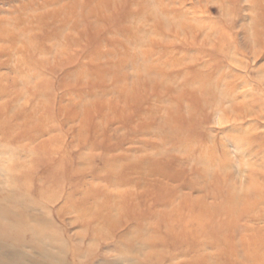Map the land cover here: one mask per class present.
<instances>
[{
    "label": "rangeland",
    "instance_id": "1",
    "mask_svg": "<svg viewBox=\"0 0 264 264\" xmlns=\"http://www.w3.org/2000/svg\"><path fill=\"white\" fill-rule=\"evenodd\" d=\"M114 1L0 0V264H264V0Z\"/></svg>",
    "mask_w": 264,
    "mask_h": 264
},
{
    "label": "bare ground",
    "instance_id": "2",
    "mask_svg": "<svg viewBox=\"0 0 264 264\" xmlns=\"http://www.w3.org/2000/svg\"><path fill=\"white\" fill-rule=\"evenodd\" d=\"M114 2H115L114 0H86V2L84 4V7L87 8V10H88V15L86 17L87 18H91L95 13H97V12H95L96 11L95 7H97V8L102 7V6L111 7ZM100 3H102L103 5L100 6L99 5ZM75 5L76 4H74V6ZM74 6L73 5H68V6L64 7L63 9H64V11L69 12V11H71L73 9ZM125 99H127V98H125ZM113 165H115V163H113V164L111 163L109 165L110 168H112ZM227 199H228V202H230V205L228 206V208H226V210H225L226 213L233 211V207L231 206V204H234V200H236L237 198L231 194L230 196L229 195L227 196ZM253 201L256 202L257 200L255 199ZM248 207H250V205L247 206V207H244V208L248 209Z\"/></svg>",
    "mask_w": 264,
    "mask_h": 264
}]
</instances>
